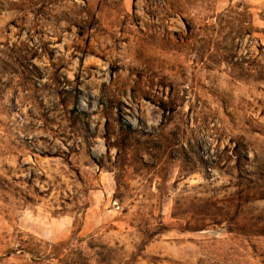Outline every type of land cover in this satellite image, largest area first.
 Here are the masks:
<instances>
[{
  "label": "rangeland",
  "instance_id": "1",
  "mask_svg": "<svg viewBox=\"0 0 264 264\" xmlns=\"http://www.w3.org/2000/svg\"><path fill=\"white\" fill-rule=\"evenodd\" d=\"M0 264H264V0H0Z\"/></svg>",
  "mask_w": 264,
  "mask_h": 264
}]
</instances>
